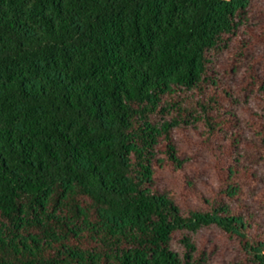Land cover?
Wrapping results in <instances>:
<instances>
[{
    "label": "trees",
    "instance_id": "16d2710c",
    "mask_svg": "<svg viewBox=\"0 0 264 264\" xmlns=\"http://www.w3.org/2000/svg\"><path fill=\"white\" fill-rule=\"evenodd\" d=\"M258 6L0 0V264H210L195 239L211 226L264 264V223L229 207L236 183L181 210L155 182L184 165L176 131H228L239 157L254 82L264 145V67L248 95L218 98L219 62Z\"/></svg>",
    "mask_w": 264,
    "mask_h": 264
},
{
    "label": "rangeland",
    "instance_id": "374dc122",
    "mask_svg": "<svg viewBox=\"0 0 264 264\" xmlns=\"http://www.w3.org/2000/svg\"><path fill=\"white\" fill-rule=\"evenodd\" d=\"M249 15L243 35L230 44L226 56L219 62L221 80L218 81V98L222 105L226 103L221 90L240 93L241 89H246L241 93L248 95L246 84L258 79L264 67V8L253 7ZM235 65H239L240 70L237 76L231 74L230 78L228 72ZM254 83L247 104L242 105L241 113L237 111L239 128L242 130H238L241 147L237 149L239 157L235 158L228 131L226 134L220 132L209 140L199 132H175V146L179 156L185 160L184 165L175 172L169 166L156 168L155 182L159 190L173 197L181 210L196 205L207 207L208 204L201 202L200 197L210 200L224 198L220 190L226 183L233 181L238 185V192L229 203L230 209L250 215L254 223H264V145L260 144L258 149L254 145L256 139L259 140L256 133L258 123H262L251 116L260 111L258 107L255 108L258 98L253 96L256 94ZM231 165L234 173L228 178L227 168ZM253 230V234L261 232V228L258 229L254 224ZM195 240L198 247L209 253L210 264H250L242 254L238 241L228 238L213 226L198 231Z\"/></svg>",
    "mask_w": 264,
    "mask_h": 264
}]
</instances>
